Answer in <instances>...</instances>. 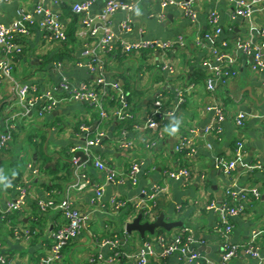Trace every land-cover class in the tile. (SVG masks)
Segmentation results:
<instances>
[{
    "label": "crops",
    "instance_id": "1",
    "mask_svg": "<svg viewBox=\"0 0 264 264\" xmlns=\"http://www.w3.org/2000/svg\"><path fill=\"white\" fill-rule=\"evenodd\" d=\"M82 1L58 0L56 5L50 7L48 4L47 7L68 25L70 17L65 9ZM90 1L89 17L94 19L108 0ZM116 1L136 2L129 15L118 12L111 17L110 25L116 41L174 42L181 39L182 46L176 45L160 53L141 50L130 55L102 54L107 64L105 81H118L128 93L133 118L123 122L110 118L101 122L98 113L81 102L63 103L50 113L39 116V105L27 109L16 100L17 86H36L39 92H43L57 88L60 78H66L73 86L81 83L95 86L93 75L76 66L83 53L82 41L76 36L74 44L63 45L45 39L40 29L33 27L31 35L21 40L23 52L14 59L11 79L4 83L0 94V103H3L0 133L6 117H15L12 121L13 140L0 157V202L12 200L17 187H25L28 196L24 212L0 218V256L5 259V264H38L46 257L53 245L52 233L66 222L58 209L49 208L42 213L37 203L58 202L68 196L74 208L88 216L89 222L67 243L60 264H108L106 260L113 253L117 258L110 264H137L136 256L144 243H152L158 252V237L168 239L184 230L191 249L198 251L201 257L218 262L224 240L219 233L217 212L208 207L211 204L219 207L226 201L230 205L239 204L238 200L226 199V191L243 187L256 189L259 197L246 201L244 213L230 219L232 230L228 241L246 245L252 233L258 232L255 244L260 256L264 257V85L262 75L252 69V58L238 47L244 42L264 47V4L249 18H233L237 0H202L193 6L196 18L191 21L179 7L162 9L160 0ZM37 2L0 0V25L17 21L21 12L33 14ZM212 14L217 19L215 25L210 21ZM78 21L79 17L75 32L79 30ZM124 22L129 25L128 33L121 28ZM216 29L221 31L216 39L202 41L204 35L214 34ZM200 40L202 46L197 44ZM223 42L226 47L220 52L226 57L222 63H216L212 50ZM87 43L95 45L91 39H87ZM204 61L210 64L209 69H203ZM58 63L61 65L59 71L54 67ZM163 63L172 65L176 75L165 74L161 70ZM218 65L234 75L226 83H222L223 76L215 77L216 89L211 93L206 89L205 81ZM194 70L204 72L203 81H194L191 76ZM187 85H194V89L185 95L184 102L174 114L182 121L178 133L170 136L165 132L172 117L159 122L155 131L143 129L144 118L152 104L161 97L162 108L175 106L177 92ZM110 96L109 91L102 95V104L107 108L112 106ZM216 109H221L223 121H218ZM239 112L248 115L242 127L234 123ZM81 124L88 127L87 133H81ZM122 127L127 132L125 139L133 144L126 153L117 144ZM192 129L196 134L189 133ZM99 131L105 133L104 141L91 152L115 168L121 183L106 184L104 175L94 169L90 159L86 173L92 184L80 191L69 190L74 180L73 167L65 169L63 163L70 160L67 156L70 148L84 145ZM180 135H188L191 150L175 151ZM238 143L241 145L240 157L235 155ZM230 162H235V168L226 174L221 163ZM135 163L139 170L135 176L137 183L133 185L129 175ZM182 168L190 172L188 181L167 177L168 172ZM95 184L104 185V194L100 202L93 205ZM156 187H164L166 192L158 193L152 202L147 203L151 216L145 217L143 222H153L162 214L166 223H181L182 226L169 232L156 230L154 235L146 234L144 239L138 233H127L126 224L140 212L136 214L130 209L115 211L111 201L114 198L142 199L141 191L151 193ZM104 240L117 241V247L100 245ZM257 263L241 249L228 264ZM147 264L180 263L177 256L164 259L153 256Z\"/></svg>",
    "mask_w": 264,
    "mask_h": 264
},
{
    "label": "built area",
    "instance_id": "2",
    "mask_svg": "<svg viewBox=\"0 0 264 264\" xmlns=\"http://www.w3.org/2000/svg\"><path fill=\"white\" fill-rule=\"evenodd\" d=\"M33 14L21 12L18 20L12 22L7 26L0 25V94L1 89L8 80L11 79V72L13 68L14 59L20 56L23 52L22 41L31 35L33 27H38L43 33L44 38L56 43H65L67 41L66 25L60 16L51 10L50 7L56 5L58 0H37ZM202 0H160L162 9L168 7H179L184 14L191 20H195V15L192 11L193 6ZM51 5L47 7V5ZM233 18H249L252 13L260 5L264 4V0H237L234 3ZM92 6L90 0L74 3L71 5V12L79 17V30L76 32V37L82 41V58L76 62L79 69L88 71L94 77L95 86L91 87L86 83H81L78 86H73L66 78H60V82L55 89L45 90L39 92L36 86L30 88L17 86L16 100H18L24 108H31L39 105V116L50 113L55 108L63 103L81 102L89 105L94 111L98 113L101 122L107 121L110 118L123 122L127 119H132L130 113L131 104L127 101V95L121 88L118 81L107 82L104 77V61L103 55H109L114 49L120 48L122 54L130 55L137 53L141 50H151L155 52H165L177 46H182L181 39L174 42L169 41H116V37L112 31L110 20L111 17L118 12L129 15L136 7V2L130 4L118 2L116 0H108L102 12L97 18L89 17V10ZM216 16L211 15L210 21L213 25L216 23ZM122 30L125 33L130 32L127 22L122 24ZM220 29H216L214 34H206L203 36L206 41H212L220 35ZM87 39L95 41V45L91 46L87 43ZM202 41L197 42L202 46ZM226 43L223 42L218 47L212 50L213 61L222 63L226 55L220 52L221 48H225ZM241 51L252 58V69L258 72L263 77L264 85V47L263 45H255L250 42H244L238 45ZM209 63L204 61L202 67L209 69ZM55 69L60 70V63L55 64ZM60 67V68H59ZM162 71L170 77L176 75L175 69L169 63L162 64ZM227 68L215 67L210 77L205 81L206 89L213 93L216 89L215 77L223 76L222 83H226L228 79L233 76ZM194 89V85L185 89H181L176 94V104L171 110L163 111L161 107V97L152 104L150 110L144 118V128L156 130L159 126L157 119L173 117L176 110L184 102L185 95ZM109 91L111 94L110 100L111 107L107 108L102 104V95ZM58 92V94H57ZM109 109V110H108ZM26 111V110H25ZM28 110L26 111V113ZM218 121H223L221 109H216ZM23 117H25L23 115ZM14 115H8L4 120L3 132L0 133V157H2L9 148L13 140L14 126L12 121ZM248 115L244 112H239L234 118V123L237 127H242L247 120ZM263 132H264V119H263ZM209 129V128H207ZM81 133H87L88 127L81 124ZM125 127L120 128L119 137L117 142L118 148L122 151L132 149V142L125 139ZM190 134H196V130L189 131ZM105 138V133L99 131L94 139L87 140L84 145L71 147L69 150L71 156V163L73 167L74 180L71 183L69 190H83L86 186L92 184L91 178L86 173V164L92 159V166L104 175L105 183L109 185L120 184L122 179L119 173L112 166L106 164L100 159H97L91 152V149L101 145L102 140ZM153 142V141H152ZM151 145V144H150ZM147 145V147H150ZM191 142L188 135H180L175 147L176 152L191 150ZM76 153H82L86 157V161L80 163V157H75ZM236 157L241 156V145L237 144L235 150ZM88 161V162H87ZM226 174H230L235 168V162L221 163ZM139 170V165L136 163L132 165L129 180L133 185H136V173ZM34 174L36 172L34 171ZM167 177L172 180H185L190 179V172L187 169H179L167 173ZM94 197L92 199L93 205L100 202L104 194V185H93ZM164 187H156L153 192L149 193L141 191L142 199L124 200L114 198L111 201V206L115 211L124 212L130 209L134 213L142 212L144 217H150L151 208L147 203L152 202L158 193H165ZM27 191L25 187H17L16 196L9 201L0 202V218L6 219L14 213H22L26 210ZM259 193L256 189L232 187L226 191V199L232 201L238 200L239 204L230 205L227 201L217 207L211 204L208 209L215 210L219 219V233L224 240L223 251L218 262L201 257L198 251L189 247V237L187 231H180L173 234L170 238L165 239L158 237L156 243L159 251L153 249L152 243H144L141 251L137 254V264H147L148 260L156 256L157 258L164 259L170 256H177L180 264H228L236 257L241 249L251 258L256 260L257 264H264V257H261L255 244V238L258 232H253L251 240L246 245L232 244L228 241L229 234L231 233L232 226L230 219L236 218L244 213V203L250 199H257ZM37 208L40 212L44 213L49 208L58 209L63 215L66 225H61L55 228L52 233L53 245L50 253L46 257L40 259L38 264H60L62 260V252L67 243L76 237L82 229L88 225L89 218L87 215L80 213L74 206L70 198L67 196L64 200L54 202L49 200L46 202H38ZM102 246H109L113 249L117 247V241L104 240L100 243ZM113 252V250H112ZM117 254H112L106 262L113 263ZM0 264H5V259L0 256Z\"/></svg>",
    "mask_w": 264,
    "mask_h": 264
},
{
    "label": "trees",
    "instance_id": "3",
    "mask_svg": "<svg viewBox=\"0 0 264 264\" xmlns=\"http://www.w3.org/2000/svg\"><path fill=\"white\" fill-rule=\"evenodd\" d=\"M65 9V8H64ZM66 10V14H67V16H68V18L70 17V23H68V25H67V23H66V34H67V41L65 42V43H63V45H66V44H68V46H70V43H72V44H74L75 43V41H76V29H75V25L77 24V16L76 15H74L72 12H71V7L70 8H66L65 9ZM68 42V43H67ZM64 50H66V49H64ZM145 51V50H144ZM147 51V50H146ZM149 51V50H148ZM116 53H119V54H121V55H123L122 53H121V51H120V48H117L116 47V49H114L113 51H112V53L111 54H109V55H114V54H116ZM106 55V54H105ZM48 62H50V61H48ZM107 66V64H105V61H104V70H105V67ZM202 69V68H201ZM203 69H205V68H203ZM202 69V70H203ZM161 70H162V65H161ZM204 71V70H203ZM203 71H201V70H194V72L191 74V76H192V78H195L194 79V81H203L204 80V72ZM105 72V71H104ZM184 77V76H183ZM184 81H185V77H184ZM192 84V83H191ZM189 86H192V85H187V86H184V87H181V89H185V88H187V87H189ZM125 92V91H124ZM125 94L127 95V101L131 104V101H130V98H129V95H128V93H126L125 92ZM182 105V104H181ZM180 105V106H181ZM91 110H93V108L91 107V106H89V105H87ZM163 111H168V110H171L173 107H171V105L170 106H168V108H162V104H161V107H160ZM3 110V103H0V112ZM130 113H131V111H130ZM164 119L165 118H160V119H157V121L158 122H162V121H164ZM104 141V139L102 140V142ZM129 150H127V151H125V153L126 152H128ZM69 155H67V156H69V158H70V160L68 161H66V162H64L63 163V166L65 167V169H69V167L71 166L72 167V163H71V156H70V153H68ZM70 174V171L68 172V175ZM143 212V211H142ZM142 212H140V214H143ZM143 218L145 219V217L143 216ZM65 248V247H64Z\"/></svg>",
    "mask_w": 264,
    "mask_h": 264
},
{
    "label": "water",
    "instance_id": "4",
    "mask_svg": "<svg viewBox=\"0 0 264 264\" xmlns=\"http://www.w3.org/2000/svg\"><path fill=\"white\" fill-rule=\"evenodd\" d=\"M75 157H80V163L86 161V157L82 153H76ZM142 214H138L131 223L126 224L125 231L127 233H138L139 236L144 239L146 234L154 235L156 230H164V231H171L177 227H181V223H166L164 220V216L161 214L159 215L153 222L145 221L143 222Z\"/></svg>",
    "mask_w": 264,
    "mask_h": 264
},
{
    "label": "clouds",
    "instance_id": "5",
    "mask_svg": "<svg viewBox=\"0 0 264 264\" xmlns=\"http://www.w3.org/2000/svg\"><path fill=\"white\" fill-rule=\"evenodd\" d=\"M181 123L182 121L179 118L173 116L169 125L165 128V132H167L170 136H175L179 131Z\"/></svg>",
    "mask_w": 264,
    "mask_h": 264
}]
</instances>
